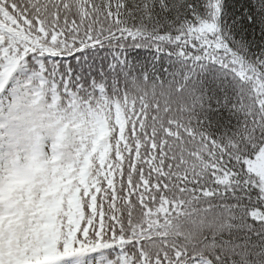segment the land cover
<instances>
[{"label":"snow or ice","instance_id":"1","mask_svg":"<svg viewBox=\"0 0 264 264\" xmlns=\"http://www.w3.org/2000/svg\"><path fill=\"white\" fill-rule=\"evenodd\" d=\"M0 264H264V0H0Z\"/></svg>","mask_w":264,"mask_h":264}]
</instances>
